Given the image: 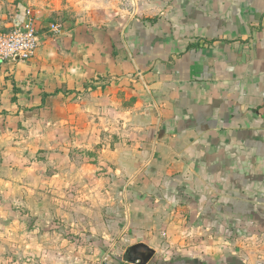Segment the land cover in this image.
<instances>
[{
	"label": "crops",
	"instance_id": "crops-1",
	"mask_svg": "<svg viewBox=\"0 0 264 264\" xmlns=\"http://www.w3.org/2000/svg\"><path fill=\"white\" fill-rule=\"evenodd\" d=\"M66 1L0 64V176L90 193L114 260L264 264V0Z\"/></svg>",
	"mask_w": 264,
	"mask_h": 264
},
{
	"label": "rangeland",
	"instance_id": "rangeland-1",
	"mask_svg": "<svg viewBox=\"0 0 264 264\" xmlns=\"http://www.w3.org/2000/svg\"><path fill=\"white\" fill-rule=\"evenodd\" d=\"M63 1L0 0V33L10 28L7 22H13L16 12L27 9L39 14L53 11L50 18L41 16L49 23L48 28L52 23H62V17L73 13L71 8H60ZM104 2L84 0V8L79 11L88 14ZM106 138L103 136L104 141ZM9 180H12L10 176H0V264H94L110 249H116L117 239H113L102 253V247L98 246L102 238L100 232L90 229V226H99L104 219L102 209L93 206L95 201L90 198V193L78 190L51 192L53 200L42 214L34 200L39 194L29 193L25 188L19 189L20 192L16 188L10 189ZM102 194L96 193L94 197L99 205ZM112 251L108 256L115 257ZM134 252L135 249L133 255Z\"/></svg>",
	"mask_w": 264,
	"mask_h": 264
},
{
	"label": "built area",
	"instance_id": "built-area-1",
	"mask_svg": "<svg viewBox=\"0 0 264 264\" xmlns=\"http://www.w3.org/2000/svg\"><path fill=\"white\" fill-rule=\"evenodd\" d=\"M38 23L36 13L31 9H27L24 20L17 22L7 31L0 33V64L9 61L26 60L35 55L39 46ZM49 29L55 35L61 32V26L57 23L50 24ZM111 251L112 249L94 264H160L152 260L144 262L141 257L127 258L120 256L117 260H114L111 256H108Z\"/></svg>",
	"mask_w": 264,
	"mask_h": 264
},
{
	"label": "water",
	"instance_id": "water-1",
	"mask_svg": "<svg viewBox=\"0 0 264 264\" xmlns=\"http://www.w3.org/2000/svg\"><path fill=\"white\" fill-rule=\"evenodd\" d=\"M130 251V249H129ZM128 251V252H129ZM153 257V252L149 251V252H142L141 253V258L144 262H148L151 258Z\"/></svg>",
	"mask_w": 264,
	"mask_h": 264
},
{
	"label": "trees",
	"instance_id": "trees-1",
	"mask_svg": "<svg viewBox=\"0 0 264 264\" xmlns=\"http://www.w3.org/2000/svg\"><path fill=\"white\" fill-rule=\"evenodd\" d=\"M134 249H135V247L130 248V250H134Z\"/></svg>",
	"mask_w": 264,
	"mask_h": 264
}]
</instances>
